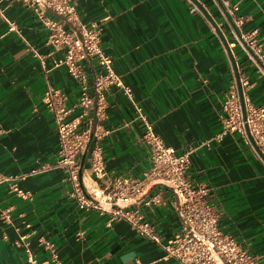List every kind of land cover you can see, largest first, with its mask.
<instances>
[{
  "label": "crops",
  "instance_id": "obj_1",
  "mask_svg": "<svg viewBox=\"0 0 264 264\" xmlns=\"http://www.w3.org/2000/svg\"><path fill=\"white\" fill-rule=\"evenodd\" d=\"M219 1L69 0L80 23L99 31L112 69L162 142L178 154L192 150L186 176L208 188L218 230L264 264V165L236 133L209 141L221 128L230 67L235 78L248 77L251 103L264 101V76L237 50L232 52L236 71L225 57L209 20L224 39L231 38ZM225 1L237 7L241 29L256 31L264 41V0ZM192 4L199 12L190 11ZM0 9V174L6 178L0 181V264H29L28 254L37 264H53L51 254L61 264H179L124 221L107 225L106 214L77 209L61 171L29 174L54 163L57 152L52 115L42 102L45 89H58L70 107L78 85L63 67L52 69V58L61 52L48 55L46 29L33 12L20 3H0ZM5 20L16 30H8ZM82 66L89 80L99 71L94 60ZM106 101L100 125L108 133L99 141L106 176L94 183L86 155L80 156L86 187H102L109 177L141 179L150 168L130 101L114 88ZM13 186L28 197L18 196ZM157 191L153 186L145 197ZM160 192L161 203L139 210L167 245L180 223L171 193Z\"/></svg>",
  "mask_w": 264,
  "mask_h": 264
},
{
  "label": "built area",
  "instance_id": "obj_2",
  "mask_svg": "<svg viewBox=\"0 0 264 264\" xmlns=\"http://www.w3.org/2000/svg\"><path fill=\"white\" fill-rule=\"evenodd\" d=\"M219 2L231 37L225 42L232 57V52L237 50L244 61L252 64L264 76V41L258 40L256 31L244 32L241 29L242 18L236 15V6H229L225 0ZM0 3L7 6L20 3L33 12L46 29V44L51 48L48 55L61 52L60 57L52 58V69L63 67L78 85L77 100L70 107L66 106L65 96L58 89L50 86L45 89L42 102L52 115L57 134V152L54 163L32 169L29 174L61 171L69 184L68 195L77 209L106 214L107 225L124 221L139 237L159 245L167 258L179 264H258L256 258L242 249L231 236L218 230L217 213L206 200L208 188L203 184L193 185L186 176L192 150L178 154L154 132L141 107L133 101L131 90L112 69L111 58L101 49L99 31L95 26L81 24L69 0H0ZM190 11L199 12V9L192 4ZM46 13L59 19L46 17ZM5 21L8 30H16L12 22ZM33 54L42 58L36 52ZM224 54L229 61L226 51ZM89 60H94L99 69L90 80L82 66L83 62ZM230 75L228 93L221 107V128L209 141L220 140L227 133H236L264 165L249 139L264 156V101L253 105L247 95L251 86L248 77L238 78L242 112L231 67ZM112 88L122 91L132 105L134 118L142 127L141 140L148 149L150 168L141 179L109 177L102 187L94 184L86 187L80 175V156L86 155L94 183L106 176L99 141L108 131L101 127L100 122L105 117L106 97ZM3 180L6 181V178L0 174V181ZM153 186H157L159 191L145 197ZM162 189L171 193L180 223L178 236L167 245L160 243L159 236L139 210L140 207L151 208L161 203ZM12 190L21 198L28 197L16 186ZM51 257L53 264H61L55 254H51ZM27 261L37 264L30 254Z\"/></svg>",
  "mask_w": 264,
  "mask_h": 264
},
{
  "label": "water",
  "instance_id": "obj_3",
  "mask_svg": "<svg viewBox=\"0 0 264 264\" xmlns=\"http://www.w3.org/2000/svg\"><path fill=\"white\" fill-rule=\"evenodd\" d=\"M209 20H210L211 24L213 25V27L215 28V30H217V33H218V35L220 36V39H221L222 44H223V46H224V48H225V50H226V53H227L228 56H229V60H230V62H231V64H232V67H233L234 70H235V62H234V60H233V57H232V55H231L229 49L227 48V45H226L225 39L223 38V36H222L221 33L219 32V30L217 29L215 23L212 22V20H211L210 18H209ZM235 71H236V70H235ZM235 80H236L237 90H238V96H239V100H240V104H241L242 112H243L242 96H241V90H240V87H239V84H238V77H237V76H236ZM249 139H250V142H251L252 146L254 147L255 151L257 152V154H258V155L263 159V161H264V156H263V155L259 152V150L254 146V143H253L252 139H251L250 137H249Z\"/></svg>",
  "mask_w": 264,
  "mask_h": 264
}]
</instances>
